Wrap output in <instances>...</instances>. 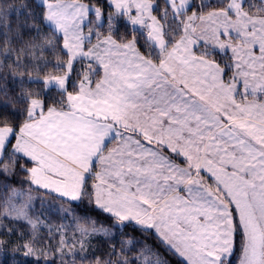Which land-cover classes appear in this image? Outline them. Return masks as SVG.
Listing matches in <instances>:
<instances>
[{
    "label": "snow or ice",
    "instance_id": "obj_1",
    "mask_svg": "<svg viewBox=\"0 0 264 264\" xmlns=\"http://www.w3.org/2000/svg\"><path fill=\"white\" fill-rule=\"evenodd\" d=\"M0 264H264V0H0Z\"/></svg>",
    "mask_w": 264,
    "mask_h": 264
},
{
    "label": "trees",
    "instance_id": "obj_2",
    "mask_svg": "<svg viewBox=\"0 0 264 264\" xmlns=\"http://www.w3.org/2000/svg\"><path fill=\"white\" fill-rule=\"evenodd\" d=\"M16 2H17V3H19V2H20V0H16Z\"/></svg>",
    "mask_w": 264,
    "mask_h": 264
}]
</instances>
